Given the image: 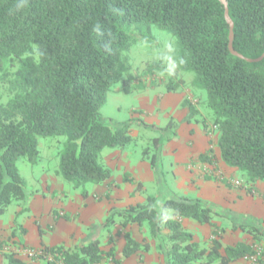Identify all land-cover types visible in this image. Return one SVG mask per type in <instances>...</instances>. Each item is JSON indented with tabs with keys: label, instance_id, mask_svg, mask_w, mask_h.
<instances>
[{
	"label": "trees",
	"instance_id": "trees-1",
	"mask_svg": "<svg viewBox=\"0 0 264 264\" xmlns=\"http://www.w3.org/2000/svg\"><path fill=\"white\" fill-rule=\"evenodd\" d=\"M226 3L233 22V49L245 58H258L264 52V0ZM152 27L175 37L176 72L171 77L190 73L192 86L206 93L221 161L244 172L248 183L264 182V60L248 63L230 53L229 27L220 0H0V81L9 93L6 102H0V216L13 202L27 204L32 197L16 163L21 158L31 165L38 162L39 137H65L59 174L73 188L105 183L118 187L111 169L103 164L102 152L130 145L132 122H107L100 109L128 69L124 53L133 41L147 39ZM132 79L123 81L126 91ZM178 81L168 84L167 91L183 83ZM181 106L190 117L197 114L190 102L184 100ZM134 122L160 134L152 140L153 154L148 149L142 152L157 172L158 152L163 141L174 135L167 136L174 124L169 121L156 128ZM203 126L208 130L204 122ZM122 183L134 181L125 175ZM141 186L138 182L136 190ZM82 196H87L85 190ZM155 203L148 197L145 204L114 210L103 226L112 224L114 215L123 217V230L129 224H146L165 264H230L256 256V247L264 241L262 227L237 216L234 221L239 223L233 229L251 234L252 243L223 246L224 229L213 219L235 214L208 201L170 192L159 206ZM27 211L24 206L19 213ZM54 215L55 220L66 218ZM183 219L212 228L208 246L193 240L182 226ZM17 230L20 226L15 224L11 236ZM38 232L42 236L40 227ZM121 236L122 259H116L114 247L102 251L99 241L93 240L73 250L41 243L31 260L122 264L123 259L150 250L149 242H137L127 231ZM262 249L256 264H264ZM3 258L5 264H31L15 253Z\"/></svg>",
	"mask_w": 264,
	"mask_h": 264
},
{
	"label": "rangeland",
	"instance_id": "rangeland-1",
	"mask_svg": "<svg viewBox=\"0 0 264 264\" xmlns=\"http://www.w3.org/2000/svg\"><path fill=\"white\" fill-rule=\"evenodd\" d=\"M175 45V37L172 34L156 27H152L150 29V34L147 39H137L133 41L130 44L129 49L124 53L128 69L122 73L120 80L111 87V89L107 93L106 102L100 109L101 116L107 122L113 121L117 123H123L130 120L132 122L130 125V136L133 138V142L130 145H128L124 149H119L120 151L113 152V149L108 148L103 150L102 161L106 167H108V164H113L112 161H118L124 156L129 159V164H133V162H137L139 159H142L149 163V159L142 157V152L145 149H148L149 155H152L154 152L152 148V140L159 137L160 134L151 129H147L141 125H138L134 122L135 120H141L146 124L154 125L156 128H164L169 121H172V123L174 124L175 129L171 130V133L168 132L167 136H171L173 133L174 135L171 136L172 138L170 141H163L158 152V173L153 171V176L151 179H147L144 182L143 179L138 178L135 173H133L134 175L128 172L123 173V168L120 169L117 165H114V170L111 171V177L114 182L115 180H119L121 177L123 178L125 175H128L129 178L133 179L134 183L128 184L134 187V192L131 195V198H133L135 201L139 200L138 202H136V204H145L146 199L148 197H152L157 200V203H155V205L159 206L162 203L163 199L170 193L169 189H172L170 186L171 173L169 169L171 155L169 154L168 156H166L163 150L169 143L176 142L180 138L182 139V136L184 134L187 136L186 131H181L182 123H190L191 125L200 128L203 124L202 122L207 119V116L208 119L206 120V122L210 124L212 123L211 112L205 106L206 93L202 90H197L192 86L193 75L190 73L178 72V76L176 78L171 77V75L176 72V67L172 61V52L175 48ZM128 77L133 78L130 84V91H126L123 87V81L128 79ZM178 80H182L183 83H179L174 92L177 93V95H181L183 101L186 100L191 103V105L197 111V114L195 116L190 117L189 113L187 112V115L184 117L182 122L179 121L178 118H175L172 114H161V111L159 109H154L151 107L149 112H145L143 110L142 106L139 103L140 100L142 101V103L147 102L148 105H151V103L153 104L154 102V97H156L157 102H159L162 94L164 92H168L167 85H176L177 82H179ZM8 97L9 93L7 91V85L0 81V102L5 103ZM180 109L187 110L182 106ZM206 132L209 143L208 151L211 154L209 157L205 155L203 158L211 159L212 163L217 166V162L219 160L218 158H216L213 152L216 145L214 134L218 131L217 129L213 128V125H211L208 130H206ZM64 142L65 137L63 136L39 137L38 162L35 165H31L24 158H21L17 161V169L26 182L27 190L32 194L38 193L43 198V204L45 202H48V204L53 205V209L58 210L61 207V199L58 200L59 196L61 197V195H63L64 197H68V195H70L71 197H73L75 195H78L81 199L84 200L88 197V194L91 193L93 189H95L96 186H102L103 188L108 189L106 196H104L102 200H96V202L93 203L96 205L100 204V208L102 209V213L97 215L98 218H100L102 215L103 221H106L114 210L121 211L126 209L128 206L126 208L119 209L118 207H115V204H112L108 200L109 191L113 187L109 188L107 183L101 185L86 184L81 188L75 189L70 183L66 182L61 177V175L59 174V152L62 150ZM191 143L192 140H189L186 142V145L189 147ZM215 170L217 171V169ZM42 177L46 178V183L44 182V179ZM233 178L236 179L234 181L235 186L243 187L245 184H248L244 172L238 169H234ZM138 182L142 184L140 190H136V184ZM226 186L229 185L226 184ZM84 190L87 193L86 197L82 196V192ZM120 192L121 190L119 191V194ZM140 201L142 202L140 203ZM131 205L134 204L131 203ZM24 206H27V204H23V202H13L8 207V215L5 214L4 216H14L16 213L15 224H18L16 220L17 217H21L22 214L24 215V217L31 216L32 214L18 213V211L20 212ZM218 207L225 211H229V209H225L222 206ZM235 216H233V219L228 217H214L213 219L217 221L220 228L224 229V235L221 240L223 246L234 244L239 240H250V238L252 237V235L249 233H241L239 229H233V227H235L236 224L239 223L238 221H234V219H237L236 214ZM22 218H20V220H22ZM242 218L246 219V216H243ZM49 219V222H51V218ZM77 219L78 218L76 215H71V213L67 212L66 218L63 219L62 232L61 220L59 221L57 228L55 225L58 221H55L46 228L48 234L43 233L41 237H45V239L60 237V240L65 241L70 233H74L75 237L77 234H86L88 236L89 233L95 237L89 241L98 240L100 246L105 247L111 245L114 246L115 250V246L117 247V237H121V233L123 231L129 232L130 224L127 225L123 230L121 224L124 223V219L119 215L113 216L112 224L103 227H100L99 225V230L94 229V231L92 230L91 232L85 227H81L79 224H76ZM35 222L41 223L42 226H46L49 223L48 217L44 215L43 217L40 216ZM254 223L257 224L260 223V221L255 220ZM142 226L143 228L141 226L139 227L137 236L143 235V233H145V227L147 226L146 224ZM115 232L116 238L113 239L112 234ZM16 233L19 235V230H17ZM22 234L23 233H21V235ZM107 234L110 235V243L106 241ZM64 236L66 237L65 239ZM78 239L79 241L77 242V244L81 245L82 243L80 237ZM69 240L74 241V238H70ZM142 241H146V239H143ZM209 241L210 239L206 240L203 243L201 242L200 244L203 246H208ZM260 244L262 246L259 245L256 247L258 256L263 251L262 247L264 248V241H261ZM59 245H64V242H61V244ZM7 247L8 245H3L5 251H11ZM71 249L73 250L74 248ZM136 256H139L137 260L140 261V258L141 256H143V254H137ZM3 260L5 264V259L3 258ZM57 264H61V262L57 261ZM126 264H136V262ZM137 264L141 263L137 262Z\"/></svg>",
	"mask_w": 264,
	"mask_h": 264
},
{
	"label": "crops",
	"instance_id": "crops-1",
	"mask_svg": "<svg viewBox=\"0 0 264 264\" xmlns=\"http://www.w3.org/2000/svg\"><path fill=\"white\" fill-rule=\"evenodd\" d=\"M182 102V96L177 95V93L174 91L164 92L159 102H157L156 97H154V102L153 104L151 103V105H148L147 102L142 103L141 100L139 101L145 112H149L150 108L152 107L154 109H159L163 115L168 113L172 114L175 118H178L179 121L183 122V119L187 115L188 111L185 109H180ZM206 120H204V122L210 127L212 123H207ZM181 128V131L187 132V136L184 134L182 139L180 138L176 142L169 143L163 150L166 156L169 154L171 155L169 169L171 173L170 186L172 189H169V191L178 196L199 198L217 206H222L225 209H229L231 213L239 216V218L246 216V221L250 222L252 225L255 224V220H258L260 223L255 225L264 229V182H256L254 184L248 183L243 187L235 186L234 181L236 179L233 178L235 168L227 167L220 159L219 150L216 146L218 132L214 134L216 145L213 154L219 160L217 162V166H215L211 159L203 158L205 155L209 157L211 154L208 151V136L203 124L200 128H197V126L183 122ZM189 140H192V143L188 147L186 142ZM114 151L120 150L113 149V152ZM112 163L113 164L111 165L108 164V167L111 169V171L114 170V165H117L120 169L123 168V173L128 172L130 174L132 173V175L135 173L136 176L138 178H142L144 182L147 179H151L153 176V170L151 166L142 159H139L137 162H133V164H129V159L124 156L118 161H112ZM215 169H217V171ZM43 179L46 183V178ZM115 182L118 184V187L111 188L108 197V200L112 204H115V207L123 209L131 205V203L135 205L136 202L139 201H135L133 198H131V195L134 192V187L128 183H122V177L119 180H115ZM226 184L229 186H226ZM120 190L121 192L119 194ZM107 192V188L96 186L95 189H93V191L89 193L88 197L84 200L78 195L73 197L70 195H68V197L61 195V197H58V200L61 199V207L58 210L53 209V205L48 204V202L43 204L42 196L38 193H33L32 197L27 203L28 211L25 212L27 214H32L31 216L25 217L22 214L21 217L16 218L17 223L20 226V233L19 235L16 233L14 236H11V234L15 229L16 213L14 216H4L5 214L8 215L7 209L6 213L0 216V264H4L3 255L7 253H15L19 259L27 263L44 264V262L39 259L31 260L32 253L40 248L41 243L45 246L53 247L58 246L61 244V242H64L63 246L65 248L71 249L78 245L77 242L79 241V237L82 244L95 238L89 233L88 236L86 234H77L76 237L74 233H70L67 237L68 239L64 236V239L66 238L65 241L60 240V237L45 239V237L39 236L38 230L40 227V230L45 234L48 232L46 228L49 225L55 221H58L55 225L57 228L59 221L61 220L62 232V223L64 218H58L55 220L54 214L57 213L59 216H63L66 215L67 212L71 213V215L77 216L78 219L76 224H79L81 227H85L86 229L90 230V232L92 230L94 231V229L99 230L100 227H103L105 221H103L102 215L100 218L97 217L98 214L102 213L100 204L96 205L93 203L96 202V200H102L104 196H106ZM141 202L142 201H140V203ZM43 215L48 217V222L50 221L49 218H51V222H49L46 226H42L41 223L35 222L40 216L43 217ZM20 218H22V220H20ZM246 221H243V223ZM181 223L182 226L192 234L193 240L196 242L203 243L206 240L212 238V228L209 225H200L190 219H183ZM213 223L219 226L216 220H213ZM99 225L100 227H98ZM139 227L140 226L135 224L130 225L129 233H131L132 238L137 242H141L143 239H146V241L150 244V250L147 253H140L143 254V256L140 258V261L137 260L139 256L137 257V254H135L130 258L123 259L122 264L133 262H136V264L137 262L141 264H165L164 257L156 249V241L149 237L147 227H145V233H143V235L137 236ZM141 227L143 228V226ZM21 233L23 234L21 235ZM115 235L116 232L112 234L113 239L116 238ZM70 238H74V241H70ZM117 238L115 257L116 259H122L121 250L124 246V240L122 236ZM109 239L110 235L107 234L106 241H109ZM240 241H243L247 244L252 243L250 238V240L236 241L234 244ZM5 244L8 245L7 248L11 251L4 250L3 245ZM110 247L114 246H100L102 251H108ZM230 264H250V262L247 259H240Z\"/></svg>",
	"mask_w": 264,
	"mask_h": 264
},
{
	"label": "water",
	"instance_id": "water-1",
	"mask_svg": "<svg viewBox=\"0 0 264 264\" xmlns=\"http://www.w3.org/2000/svg\"><path fill=\"white\" fill-rule=\"evenodd\" d=\"M220 2H221V4L224 7V18H225V20H226V22L228 24V27H229V44H228V48H229L230 53L232 55L242 59V60H245L248 63H258V62H261L262 60H264V52L258 58L249 59V58L243 57L242 55H240L239 53H237L233 49V46H232V42H233V22L231 21V19L229 18V15H228V9H227L226 0H220Z\"/></svg>",
	"mask_w": 264,
	"mask_h": 264
},
{
	"label": "built area",
	"instance_id": "built-area-1",
	"mask_svg": "<svg viewBox=\"0 0 264 264\" xmlns=\"http://www.w3.org/2000/svg\"><path fill=\"white\" fill-rule=\"evenodd\" d=\"M213 128L216 129L214 126H213ZM263 198H264V194H263ZM37 254H39V252ZM257 256H258V252H257V255L256 256H253V257H250V258H245V259L249 260L250 264H256V258H257Z\"/></svg>",
	"mask_w": 264,
	"mask_h": 264
}]
</instances>
